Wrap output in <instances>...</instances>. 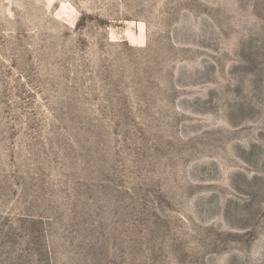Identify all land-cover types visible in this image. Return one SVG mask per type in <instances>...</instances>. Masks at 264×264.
<instances>
[{
    "label": "rangeland",
    "instance_id": "374dc122",
    "mask_svg": "<svg viewBox=\"0 0 264 264\" xmlns=\"http://www.w3.org/2000/svg\"><path fill=\"white\" fill-rule=\"evenodd\" d=\"M0 264H264V0H0Z\"/></svg>",
    "mask_w": 264,
    "mask_h": 264
}]
</instances>
